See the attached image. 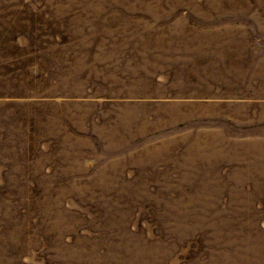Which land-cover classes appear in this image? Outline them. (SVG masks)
Listing matches in <instances>:
<instances>
[{"label":"rangeland","instance_id":"obj_1","mask_svg":"<svg viewBox=\"0 0 264 264\" xmlns=\"http://www.w3.org/2000/svg\"><path fill=\"white\" fill-rule=\"evenodd\" d=\"M0 264H264V0H0Z\"/></svg>","mask_w":264,"mask_h":264}]
</instances>
